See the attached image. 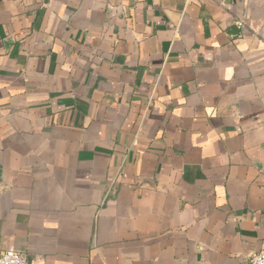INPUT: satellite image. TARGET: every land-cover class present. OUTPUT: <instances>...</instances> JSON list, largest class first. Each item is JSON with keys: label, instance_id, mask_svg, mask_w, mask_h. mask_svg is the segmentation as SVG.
Listing matches in <instances>:
<instances>
[{"label": "crops", "instance_id": "1", "mask_svg": "<svg viewBox=\"0 0 264 264\" xmlns=\"http://www.w3.org/2000/svg\"><path fill=\"white\" fill-rule=\"evenodd\" d=\"M263 245L264 0H0V253L247 264Z\"/></svg>", "mask_w": 264, "mask_h": 264}, {"label": "built area", "instance_id": "2", "mask_svg": "<svg viewBox=\"0 0 264 264\" xmlns=\"http://www.w3.org/2000/svg\"><path fill=\"white\" fill-rule=\"evenodd\" d=\"M243 25V22H239ZM247 264H264V245L260 250L253 251L247 256ZM0 264H34L28 253L9 249L0 253Z\"/></svg>", "mask_w": 264, "mask_h": 264}, {"label": "water", "instance_id": "3", "mask_svg": "<svg viewBox=\"0 0 264 264\" xmlns=\"http://www.w3.org/2000/svg\"><path fill=\"white\" fill-rule=\"evenodd\" d=\"M231 29L234 31V32H238L239 31V29H238V27L236 26V25H233L232 27H231Z\"/></svg>", "mask_w": 264, "mask_h": 264}]
</instances>
